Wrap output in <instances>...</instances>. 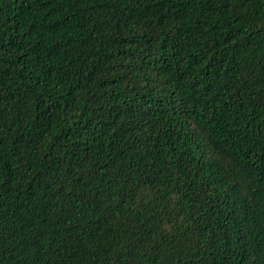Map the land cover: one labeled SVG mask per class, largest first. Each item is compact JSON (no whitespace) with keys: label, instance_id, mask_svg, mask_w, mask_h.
I'll list each match as a JSON object with an SVG mask.
<instances>
[{"label":"trees","instance_id":"1","mask_svg":"<svg viewBox=\"0 0 264 264\" xmlns=\"http://www.w3.org/2000/svg\"><path fill=\"white\" fill-rule=\"evenodd\" d=\"M0 264H264V0H0Z\"/></svg>","mask_w":264,"mask_h":264}]
</instances>
